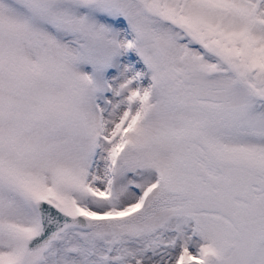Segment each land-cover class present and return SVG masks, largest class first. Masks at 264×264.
Masks as SVG:
<instances>
[{
  "label": "snow or ice",
  "instance_id": "1",
  "mask_svg": "<svg viewBox=\"0 0 264 264\" xmlns=\"http://www.w3.org/2000/svg\"><path fill=\"white\" fill-rule=\"evenodd\" d=\"M0 264H264V0H0Z\"/></svg>",
  "mask_w": 264,
  "mask_h": 264
}]
</instances>
